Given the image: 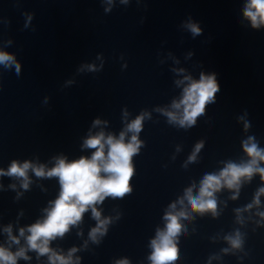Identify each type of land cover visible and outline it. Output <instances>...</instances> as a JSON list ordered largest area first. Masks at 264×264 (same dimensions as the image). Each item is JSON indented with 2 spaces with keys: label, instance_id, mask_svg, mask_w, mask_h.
<instances>
[{
  "label": "clouds",
  "instance_id": "clouds-1",
  "mask_svg": "<svg viewBox=\"0 0 264 264\" xmlns=\"http://www.w3.org/2000/svg\"><path fill=\"white\" fill-rule=\"evenodd\" d=\"M123 2L126 3L127 0ZM245 16L251 20L254 28L264 24V0H248L245 6ZM188 27L193 35L200 33L196 24H189ZM14 63L19 72L20 65L15 62V57L6 52H0V64L8 67ZM218 90L215 75L204 76L202 74L199 81H192L185 87L183 98L179 102H173L174 109L183 108L182 116H178L175 112L165 114L170 121H178L181 127H190L204 112L205 105L214 100ZM143 119V114L138 116L127 125L125 132L120 133L119 138L112 135L105 136L102 131L95 136H90L85 140L84 147L95 149L91 157H81L73 161L59 157L51 169H46L44 165H34L29 161L22 164L13 161L7 171L0 169V176L22 178V187L25 189L29 187V170H32L37 177H58L60 184L59 196L50 202L49 208L44 209L46 213L44 218L28 226L27 229L19 230L21 237L25 236L26 231L29 233L25 237L27 248L21 247L16 252H12L0 246V264H17L18 258L29 259L26 255L28 250H35L39 255L47 254L50 264H73L72 256L77 249H71L68 255L64 256L56 253L49 247V244L56 237H63L69 231L70 226L77 225L89 208L93 218L97 220V226L89 233L90 238L96 241L98 234H104L106 225L110 221L101 219V212L97 210L96 205L102 203L106 197H123L131 192L129 181L133 175L132 157L139 151L141 145L137 134L141 131ZM94 123L98 125L101 121L96 120ZM129 131L133 135L126 143L125 135ZM201 147L202 144H197L189 161L195 160L196 153ZM244 151L250 158L247 163L229 162L219 174H206L200 183L198 193L194 196L193 189L189 187L179 203L183 205L184 199H187L193 211L200 213L211 211L215 215L217 203L214 194L221 188L238 190L241 178L251 179L256 173H259L261 179L264 180V168L259 166L260 162H264V150L259 149L250 138L244 144ZM261 194H264V188L257 193L254 201L257 205ZM170 208L173 211L165 214L164 219L167 222L165 228L158 229L155 239L151 241L153 252L149 259L152 264H171L177 259L176 238L182 230L180 219H187L188 216L183 209L175 211V203ZM261 215L264 216V213ZM4 231L8 233L13 243H20L19 237L12 235L10 225ZM226 239L234 249L242 246L239 232L234 237L230 236ZM118 264H128V261L122 260Z\"/></svg>",
  "mask_w": 264,
  "mask_h": 264
}]
</instances>
